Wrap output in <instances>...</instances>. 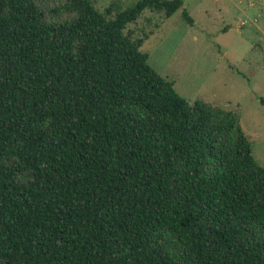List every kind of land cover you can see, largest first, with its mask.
<instances>
[{
	"label": "trees",
	"instance_id": "obj_1",
	"mask_svg": "<svg viewBox=\"0 0 264 264\" xmlns=\"http://www.w3.org/2000/svg\"><path fill=\"white\" fill-rule=\"evenodd\" d=\"M94 1L0 0V264H264L238 115L187 101L124 31L145 9L192 24L183 1Z\"/></svg>",
	"mask_w": 264,
	"mask_h": 264
},
{
	"label": "rangeland",
	"instance_id": "obj_2",
	"mask_svg": "<svg viewBox=\"0 0 264 264\" xmlns=\"http://www.w3.org/2000/svg\"><path fill=\"white\" fill-rule=\"evenodd\" d=\"M40 1L50 7L63 0ZM110 1L94 4L104 10ZM182 1L192 24L181 18L180 9L169 17L145 9L124 31L142 38L139 49L148 54V63L187 101L198 99L238 115L252 154L264 167L259 100L264 97V0ZM168 240L177 247L174 238Z\"/></svg>",
	"mask_w": 264,
	"mask_h": 264
}]
</instances>
